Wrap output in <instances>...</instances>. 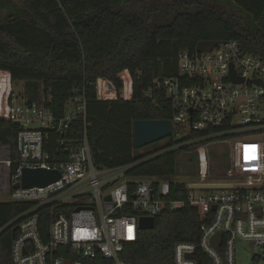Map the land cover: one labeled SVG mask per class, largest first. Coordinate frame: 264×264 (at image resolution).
I'll list each match as a JSON object with an SVG mask.
<instances>
[{"label":"trees","instance_id":"obj_1","mask_svg":"<svg viewBox=\"0 0 264 264\" xmlns=\"http://www.w3.org/2000/svg\"><path fill=\"white\" fill-rule=\"evenodd\" d=\"M11 10L6 20L0 19V146L11 150L10 172L17 169L21 130L8 115L13 86L23 82L22 96L29 103L44 101L57 119L65 116L69 101L84 89L86 119L79 117L64 132L47 130L49 151L64 153L59 139L79 143L86 133L98 166L132 165L127 172L133 178L131 188L140 178L169 180V198L184 203L158 213L155 227L141 229L138 240L127 244L121 256L130 264H175L176 243H198L201 236V208L187 201L190 189L180 178L178 155L188 152L194 162L197 154L192 149L196 151L198 143L188 142L202 133L169 137L164 146L143 154L134 147V121L173 119L169 97L156 80L179 76L180 53L195 52L200 41L237 40L247 52L264 58V0H18ZM239 14L254 24L243 23ZM124 71L131 80L132 97L99 98L97 79H110L121 90ZM150 89L152 97L146 95ZM189 175L194 177L195 171ZM223 176L210 168V181ZM34 205L0 201V264H15L14 221ZM70 206L49 204L38 210L43 237L55 212ZM54 251L61 254L66 248ZM195 259L198 264H211L201 249ZM91 262L112 264L102 258Z\"/></svg>","mask_w":264,"mask_h":264},{"label":"built area","instance_id":"obj_2","mask_svg":"<svg viewBox=\"0 0 264 264\" xmlns=\"http://www.w3.org/2000/svg\"><path fill=\"white\" fill-rule=\"evenodd\" d=\"M179 67V76L156 80L174 111L172 136L181 139L191 131L202 133L188 142L200 144L199 182L242 186L217 189L221 192L204 196L198 193L202 189L188 185L187 201L201 208V236L198 243H176L174 263L198 264L195 253L201 249L211 264H237L238 244L246 242L258 250L253 264H264V58L247 52L237 40H229L219 42L209 52L182 51ZM233 76L243 81L236 82ZM121 77V90L110 79L98 78L99 98L130 99L129 74L124 71ZM21 92L13 91L8 113L21 127L15 173L10 172L11 158L0 161L8 168L10 185L20 182L25 167L59 170L61 176L44 187H19L11 192V199L35 204L14 221L18 231L12 246L15 264H91L98 258L130 264L121 254L127 244L138 240L140 218H155L167 206L177 208L184 202L169 198L171 182L167 179L140 178L131 188L133 178L127 172L132 165L98 166L86 133L79 143L59 139L66 151L51 154L47 130L64 132L79 117L86 119L84 89L69 101L60 119L44 101L29 103ZM146 95L152 97V89ZM219 140L225 141L233 154L227 159L229 166L220 171L224 176L210 181L212 163L207 144ZM49 204L71 206L55 212L45 238L38 210ZM217 233L222 234L219 248L212 242ZM55 247L66 251L59 254Z\"/></svg>","mask_w":264,"mask_h":264},{"label":"rangeland","instance_id":"obj_3","mask_svg":"<svg viewBox=\"0 0 264 264\" xmlns=\"http://www.w3.org/2000/svg\"><path fill=\"white\" fill-rule=\"evenodd\" d=\"M17 4L18 0H0V19L6 20L11 14H13L12 4ZM241 21L246 23V21L250 22L249 25H253L254 22L248 20L245 15L239 14ZM13 90L16 92H20L23 90V82L18 83L17 85L13 86ZM21 100V99H19ZM70 107V106H69ZM168 141H161L158 143V146H147L144 149H141V153L146 154L149 152L154 151L157 147H162L167 144ZM200 144H198L199 146ZM197 146V147H198ZM209 148V155L212 166L210 168H214L215 172L219 173L223 171L224 167H228L229 164L227 163V159L231 157L233 154V150H231L230 146L226 144L225 141H210L207 144ZM194 155L197 154V159L194 162L189 161L191 154L188 152H181L178 155V169L180 174V178L186 180L189 183L192 182H199L200 181V174H199V164H198V152L197 148L196 151L193 148ZM192 152V153H193ZM11 150L8 146H0V161H4L5 159L10 158ZM189 167V168H188ZM190 171H195V176L189 175ZM184 172V174L182 173ZM183 174V175H182ZM182 176V177H181ZM210 178V177H209ZM9 172L7 166L0 162V201H6L11 199V185L9 181ZM221 190L217 189H203L198 193L204 196H209L213 194L220 193ZM257 249H252L251 246L246 242H241L238 244L237 247V264H253V257L254 254L257 253Z\"/></svg>","mask_w":264,"mask_h":264},{"label":"water","instance_id":"obj_4","mask_svg":"<svg viewBox=\"0 0 264 264\" xmlns=\"http://www.w3.org/2000/svg\"><path fill=\"white\" fill-rule=\"evenodd\" d=\"M219 41H200L197 44L196 51L203 53L212 51ZM236 82L243 81L233 76ZM134 133V147L135 149H142L156 142H161L174 134V123L172 120H136L133 124ZM61 176L59 170H48L45 168H28L25 167L22 170V176L20 182L15 183L13 186L15 189L19 187L27 189L34 187H44L52 182L57 181ZM190 189H222L242 186L241 184L234 183H202V182H192L189 183ZM83 207H77L80 210ZM216 206H213V210ZM140 228L141 229H153L155 227L154 217H141L140 218ZM222 239V234L217 233L213 237V244L216 248L220 247ZM70 261H68V264Z\"/></svg>","mask_w":264,"mask_h":264}]
</instances>
